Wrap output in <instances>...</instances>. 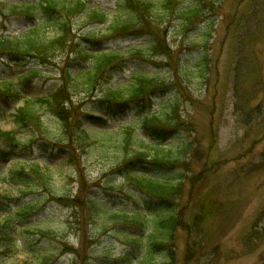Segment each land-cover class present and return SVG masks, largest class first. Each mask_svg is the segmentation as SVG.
I'll return each instance as SVG.
<instances>
[{"label": "rangeland", "instance_id": "obj_1", "mask_svg": "<svg viewBox=\"0 0 264 264\" xmlns=\"http://www.w3.org/2000/svg\"><path fill=\"white\" fill-rule=\"evenodd\" d=\"M39 1L0 0V37L37 23L35 10L25 13L32 20L15 4ZM85 1L108 14L107 25L77 24L71 40L83 46L100 31L102 49L122 51L115 83L144 69L159 74L165 88L142 111L168 124L145 133L138 112L119 109L87 120L104 80L88 95L65 90L61 118L39 103L63 87L71 49L42 57L43 74L31 77L36 61L19 69L0 61V127L15 132V141L0 138V264H139L148 249L149 264H264V0H176L200 6L193 26L174 18L159 33L145 17L136 39L106 30L121 0ZM145 40L162 50L130 51ZM22 108L33 115L19 125ZM154 150V160L137 156ZM168 213L176 214L170 236L160 220Z\"/></svg>", "mask_w": 264, "mask_h": 264}, {"label": "trees", "instance_id": "obj_2", "mask_svg": "<svg viewBox=\"0 0 264 264\" xmlns=\"http://www.w3.org/2000/svg\"><path fill=\"white\" fill-rule=\"evenodd\" d=\"M175 2L176 0H121L119 4L120 8L117 14L113 15L106 30L109 33H114L118 30L129 31L128 35L136 39L144 35L141 30L144 26L143 22L145 21V17H150V23L156 27L159 33H163L167 28H170L174 18L180 19L181 28L186 30L193 26L203 11L198 5L187 6L184 3L180 2L176 4ZM15 6L22 7L19 9L22 14L28 13L30 10H35L39 19L35 20L36 18L32 15L25 14L28 15V18L38 22H33V26L21 31L19 35L0 37V61L5 63L10 61L19 68L24 64L35 63L36 61L37 66L31 68L27 73V76L31 77L33 75L43 74L38 67L40 66L38 61L42 57L52 59V55L55 52H62L67 49H71L73 53V60L70 58L65 59L63 67L58 73L63 78V87L62 83H60L57 87L59 89L58 91L55 88V93L53 90L47 97L42 98V100L38 99L39 103L51 104V107H54V113L56 112L61 118L62 114H65L68 110L66 103L60 102L64 97L65 90L88 95L96 88L100 80H104L106 81V85L103 86L100 100L96 102L99 109H96V112H88V115L84 116L87 120L92 123L94 122L93 124H97L98 121L105 122L108 119L103 115L105 111L111 114L112 112L116 113L119 109L118 112L125 115L129 112L136 111L139 114V122L145 133L151 132V129H161L164 131V127L168 124L165 119L148 114V110L146 109L142 111L143 103L151 100L155 93L165 88L164 80L159 74L148 73L144 69L138 71L130 79L128 84L115 83L113 81V74L121 63L120 56L122 51H105V49H102L101 43L97 42L96 39L100 35V31L86 34L89 36H86V38H91L86 39L87 43L83 44L86 47L76 46L71 40V34H73L72 29L77 24H83V29L94 25L106 26L108 14L105 11L95 7L92 8L83 0H40L37 3H16ZM50 29L55 33L53 37L48 34ZM86 40L84 39V41ZM143 42L141 44L142 46L130 47V51L138 54L142 51L146 53L147 50L153 53L157 49L162 50V46L156 45L154 41L145 40ZM42 64L44 63L42 62ZM11 80L6 79L5 81L11 82ZM56 92H58L57 95ZM54 103L55 106L53 105ZM98 114L101 115L98 116ZM32 115L33 113L25 108L19 109L17 115H15L16 122L19 125L25 124L28 121V117ZM82 119L83 116L77 118V125ZM65 122L68 123L67 120ZM85 129H83V132L79 136L85 133ZM123 130L125 138L132 136L130 128ZM118 133L121 132L119 131ZM0 138H8L10 141H15V132L6 133L0 127ZM135 138L140 140V142L145 141L140 136ZM80 139L82 141V137ZM137 156L143 158L142 162H146L148 159L154 160V158H158L155 156V150L153 157L145 152L137 153ZM140 172L143 174L144 181L150 187L155 186L158 189L166 190V185H158V183L155 185L152 180L154 177L149 176L148 173L142 170ZM21 174L23 172L11 173V177L9 178L17 181V178ZM23 176L25 177L26 174L24 173ZM169 205L172 206V204ZM167 210H172L175 213L176 208H169ZM140 214H145V211H142ZM175 219L176 214L168 213L161 216L160 220H163V223H167L169 236L172 232ZM152 246L156 247V244H152ZM150 254L152 255L148 249V253L142 256L138 263L149 264L151 261L149 259ZM126 257L125 255L124 259L128 261Z\"/></svg>", "mask_w": 264, "mask_h": 264}]
</instances>
